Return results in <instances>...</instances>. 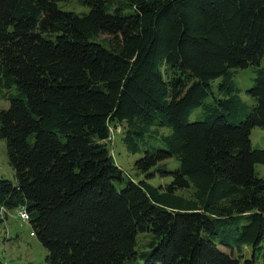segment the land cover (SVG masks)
Listing matches in <instances>:
<instances>
[{
  "label": "trees",
  "instance_id": "obj_1",
  "mask_svg": "<svg viewBox=\"0 0 264 264\" xmlns=\"http://www.w3.org/2000/svg\"><path fill=\"white\" fill-rule=\"evenodd\" d=\"M71 1L0 0V223L23 207L46 264H264V0Z\"/></svg>",
  "mask_w": 264,
  "mask_h": 264
},
{
  "label": "rangeland",
  "instance_id": "obj_2",
  "mask_svg": "<svg viewBox=\"0 0 264 264\" xmlns=\"http://www.w3.org/2000/svg\"><path fill=\"white\" fill-rule=\"evenodd\" d=\"M65 11H74L75 13L86 12V9L80 7L78 3L73 0L69 3L61 4L60 6ZM246 70H237L236 82L241 90V97L244 101L248 103L251 102L246 94V89L249 88L251 73ZM8 107V103L0 99V112ZM195 121V120H193ZM121 127L114 128L110 131L111 139L108 140L109 148L111 151V156L114 162L123 169V171L130 176H133L134 170L133 165L138 155L129 154L122 145ZM250 140L253 147L264 149V130L260 128H254L251 131ZM169 166L175 165L174 161H165L163 164ZM256 172L260 175H264V166H256ZM13 179L14 172L8 164V157L6 154V146L3 140H0V177ZM139 179H144V175L138 177ZM170 178H160V176H155L154 179L150 181L151 184L155 186L164 187L169 184ZM177 194L184 197H190L192 194L191 189L178 191ZM18 217L17 210L9 211L5 214L2 222L0 223V262L4 264H46L45 258L47 255L46 250L38 242L36 237L30 236V226L29 224H22ZM151 240L149 234H139L137 237V246L140 250L141 246H146ZM233 257L238 258L241 255L243 259H250L251 249L248 247H243L241 253L236 250L229 251ZM255 264H262V262L257 261Z\"/></svg>",
  "mask_w": 264,
  "mask_h": 264
},
{
  "label": "built area",
  "instance_id": "obj_3",
  "mask_svg": "<svg viewBox=\"0 0 264 264\" xmlns=\"http://www.w3.org/2000/svg\"><path fill=\"white\" fill-rule=\"evenodd\" d=\"M17 212H18V217L19 219L21 220L22 224H27L28 223V217H27V214H26V211L23 207H19L17 209ZM21 224V226H22ZM32 232H30V236H32Z\"/></svg>",
  "mask_w": 264,
  "mask_h": 264
}]
</instances>
